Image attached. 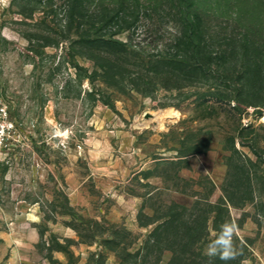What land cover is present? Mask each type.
<instances>
[{
	"label": "rangeland",
	"instance_id": "rangeland-1",
	"mask_svg": "<svg viewBox=\"0 0 264 264\" xmlns=\"http://www.w3.org/2000/svg\"><path fill=\"white\" fill-rule=\"evenodd\" d=\"M195 14L216 52L264 58V0H0V90L20 134L0 149V264L138 261L173 200L217 201L242 164L254 192L228 221L248 244L239 264H264V106L218 100L219 81L163 79L136 56L125 69L80 35L118 31L148 56ZM137 71L146 92L131 88Z\"/></svg>",
	"mask_w": 264,
	"mask_h": 264
},
{
	"label": "trees",
	"instance_id": "trees-1",
	"mask_svg": "<svg viewBox=\"0 0 264 264\" xmlns=\"http://www.w3.org/2000/svg\"><path fill=\"white\" fill-rule=\"evenodd\" d=\"M194 18L182 22L180 32L171 43V49L160 50L148 56L134 44L114 37L118 31H110L109 36L105 35L107 33H96L98 35L90 37V33L85 35L81 31L80 35L85 43H91L94 50L102 51L109 60L112 61V55H118L117 58L126 64L125 69L129 70L126 63L129 57L136 56L135 58H140L153 68L150 70L162 74L163 79L175 77L177 80L185 79L192 83L194 79L205 78L207 81L211 80L212 84L219 81L221 87L218 88L224 92L216 96L218 100L227 102L234 100L236 106L240 104L264 106L262 101H251L253 94H258L261 99L264 97V58H254L245 52L241 54L216 52L199 29L201 16L195 14ZM89 26L94 30L98 28L96 25ZM245 46L248 50V45ZM95 66L100 67L104 73L107 72V65L96 62ZM137 73L139 76H136V79L141 80L134 81L131 88L146 92L145 87L141 86L146 82L144 81L146 78L140 75V71ZM177 85L182 86L180 83ZM240 176L239 179L222 186V194L217 201L208 198H205L203 203L199 199L195 202L187 199L173 200L161 216L153 221L156 222L155 226L135 254L136 257L140 256L138 261L131 263L128 257L131 256L130 253L128 256L118 253L119 264H159L166 250L172 252L167 264H224L218 259L210 260L204 254L203 246L209 240L212 212H215V215L211 227L218 231L220 225L229 220L230 206H242L252 198L254 191L245 164H242ZM201 203L204 206L200 207ZM189 205L194 209L192 212L188 211ZM142 222L140 220V223ZM235 243L239 250L242 249L237 258L228 264H239L245 257L244 250L248 244L240 241L238 237L235 238Z\"/></svg>",
	"mask_w": 264,
	"mask_h": 264
},
{
	"label": "clouds",
	"instance_id": "clouds-1",
	"mask_svg": "<svg viewBox=\"0 0 264 264\" xmlns=\"http://www.w3.org/2000/svg\"><path fill=\"white\" fill-rule=\"evenodd\" d=\"M115 197V193H112ZM119 203H123V198H118ZM239 235V226L236 221H227L220 225L218 231L212 233V238L208 240L204 254L210 259H218L228 264L240 254L235 238Z\"/></svg>",
	"mask_w": 264,
	"mask_h": 264
},
{
	"label": "built area",
	"instance_id": "built-area-1",
	"mask_svg": "<svg viewBox=\"0 0 264 264\" xmlns=\"http://www.w3.org/2000/svg\"><path fill=\"white\" fill-rule=\"evenodd\" d=\"M17 135L20 136L16 123L10 115L0 90V149L10 147L13 144L12 140H15Z\"/></svg>",
	"mask_w": 264,
	"mask_h": 264
},
{
	"label": "bare ground",
	"instance_id": "bare-ground-1",
	"mask_svg": "<svg viewBox=\"0 0 264 264\" xmlns=\"http://www.w3.org/2000/svg\"><path fill=\"white\" fill-rule=\"evenodd\" d=\"M175 113L171 109L162 110L155 114V118H157L160 122H162L166 117H174ZM137 124V123H136ZM139 125V124H138Z\"/></svg>",
	"mask_w": 264,
	"mask_h": 264
}]
</instances>
